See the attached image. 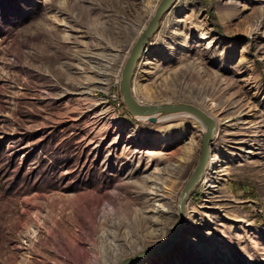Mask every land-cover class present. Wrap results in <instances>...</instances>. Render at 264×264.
<instances>
[{
    "label": "rangeland",
    "instance_id": "rangeland-1",
    "mask_svg": "<svg viewBox=\"0 0 264 264\" xmlns=\"http://www.w3.org/2000/svg\"><path fill=\"white\" fill-rule=\"evenodd\" d=\"M160 1L0 0V264H264V0H176L134 70L140 103L216 121L175 235L204 126L119 91Z\"/></svg>",
    "mask_w": 264,
    "mask_h": 264
},
{
    "label": "water",
    "instance_id": "water-1",
    "mask_svg": "<svg viewBox=\"0 0 264 264\" xmlns=\"http://www.w3.org/2000/svg\"><path fill=\"white\" fill-rule=\"evenodd\" d=\"M175 1L176 0H161L158 3L148 23L143 27L140 34L137 36L130 49V52L128 53L119 82V91L122 101L125 104L128 113L132 117L146 119L150 122H157L159 115L167 116L175 113H185L194 116L205 127V131L201 139L198 163L187 183L183 187L178 199V219L174 228V235L179 232L183 223L188 196L201 180L208 165L210 156L212 154L211 148L214 132L216 130V121L208 113L191 104L164 103L159 105H145L140 103L134 95L132 81L137 63L139 62L142 55L146 53L151 38L158 30L160 21L162 20L165 13L168 12L171 6L175 3ZM146 254L147 252L138 253L134 256L123 259L118 264H136Z\"/></svg>",
    "mask_w": 264,
    "mask_h": 264
},
{
    "label": "bare ground",
    "instance_id": "bare-ground-1",
    "mask_svg": "<svg viewBox=\"0 0 264 264\" xmlns=\"http://www.w3.org/2000/svg\"><path fill=\"white\" fill-rule=\"evenodd\" d=\"M183 114V115H182ZM188 115L189 114H185V113H175V114H172V115H167V116H164V115H159L158 116V119H160L159 121L160 122H162V121H167V120H173V119H176V118H179V117H185V116H187L188 117ZM192 116V115H191ZM194 117V116H193ZM194 119H196L195 117H194ZM144 120H146V119H144ZM196 120H198V119H196ZM199 121V120H198ZM200 122V121H199ZM201 123V122H200ZM204 129H205V127H204ZM216 135H217V132H216V130H215V132H214V137H213V140L216 138ZM208 166V165H207ZM206 169H207V167H206ZM206 171V170H205ZM204 174H205V172H204ZM203 174V175H204ZM203 178V177H202ZM189 197V196H188ZM155 199V198H154ZM155 202L156 201H154V204H155ZM161 213H163V211H160L159 209H158V207H153V209L150 211V214H152L153 215V217H156V216H158L159 214H161ZM163 215V214H162ZM162 224H160V223H158V224H156V230H155V232H154V236L156 237V236H160V235H162V226H161Z\"/></svg>",
    "mask_w": 264,
    "mask_h": 264
}]
</instances>
